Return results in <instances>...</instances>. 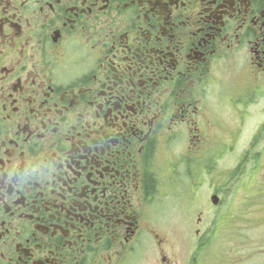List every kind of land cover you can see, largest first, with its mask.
Returning <instances> with one entry per match:
<instances>
[{
	"label": "flooded vegetation",
	"instance_id": "flooded-vegetation-1",
	"mask_svg": "<svg viewBox=\"0 0 264 264\" xmlns=\"http://www.w3.org/2000/svg\"><path fill=\"white\" fill-rule=\"evenodd\" d=\"M0 264H264V0H0Z\"/></svg>",
	"mask_w": 264,
	"mask_h": 264
},
{
	"label": "rangeland",
	"instance_id": "rangeland-1",
	"mask_svg": "<svg viewBox=\"0 0 264 264\" xmlns=\"http://www.w3.org/2000/svg\"><path fill=\"white\" fill-rule=\"evenodd\" d=\"M241 148V145L239 146V149ZM241 159V157L239 158V157H237V159H236V156H234L233 158H227V159H225V162L224 163H228L227 164V166L229 165V164H232V166L233 167H236L235 169H236V171L238 170V171H243V170H245V169H247V168H250V163H247V164H245V162H244V164L243 165H238L237 163H239V161H241L240 160ZM237 165H238V167H237ZM226 165H223V167H225ZM223 169V168H222ZM221 169V171L223 172V170ZM221 176H223V175H221ZM241 180V179H240ZM235 181V180H234ZM253 181H256L255 179L253 180ZM223 191V190H222ZM225 193H227V191L225 190V191H223L222 193H221V196L220 197H222L223 198V200L224 199H226L225 198ZM208 199H209V193H208V191L207 190H201L200 191V194H199V202L201 203V205H202V207H201V209H202V212H207V210H206V208H205V206H206V204H205V202L207 203H209V201H208ZM226 200H224V202H225ZM208 205V204H207ZM225 218L229 221V223H230V221L232 220V217H230V216H225Z\"/></svg>",
	"mask_w": 264,
	"mask_h": 264
},
{
	"label": "water",
	"instance_id": "water-1",
	"mask_svg": "<svg viewBox=\"0 0 264 264\" xmlns=\"http://www.w3.org/2000/svg\"><path fill=\"white\" fill-rule=\"evenodd\" d=\"M216 198H217L216 196H213V197H212L213 203H216V202H217V201H216Z\"/></svg>",
	"mask_w": 264,
	"mask_h": 264
}]
</instances>
